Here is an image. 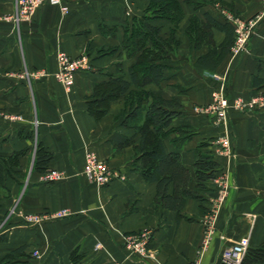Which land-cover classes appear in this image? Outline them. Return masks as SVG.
Instances as JSON below:
<instances>
[{
  "label": "crops",
  "instance_id": "obj_1",
  "mask_svg": "<svg viewBox=\"0 0 264 264\" xmlns=\"http://www.w3.org/2000/svg\"><path fill=\"white\" fill-rule=\"evenodd\" d=\"M262 1L207 0L196 8L182 2L184 15L174 32L180 42L164 78L148 85L165 98L176 96L182 108L171 126L191 134L180 144L173 141L178 131L163 140L167 151L181 153L191 173L188 187L200 196L188 197L174 210L155 203V183L140 171L132 147L139 134L122 125L124 101L112 100L98 120L86 108L96 82L121 72L129 77L126 69L134 58H126L121 48L123 29L126 17L143 12L148 0H63L67 11L44 2L19 19L18 0H0V157L19 152L5 178L6 196L0 198V259L22 248L16 260L30 264H217L222 250L240 237L249 238V248L262 245L264 103H248L264 94ZM205 12L233 25L234 18L255 20L238 53L234 29L230 50L215 68L196 62L208 46L194 49L184 31L192 14L203 19ZM152 23L163 35L172 26L165 18ZM223 37L224 31L214 28L215 42ZM60 51L81 60L68 84L57 76ZM215 88H223L231 101H244L242 108L228 110L225 123L196 110ZM223 136L228 151L218 142ZM37 146L50 153L43 171L34 167ZM197 148L219 163L202 186L193 168ZM88 151L111 168L107 184L84 176ZM50 169L63 177L43 180ZM61 208L69 214L55 217ZM33 215L39 221L28 219ZM141 232L148 234L146 257L125 247L126 235ZM242 264L264 261L245 254Z\"/></svg>",
  "mask_w": 264,
  "mask_h": 264
},
{
  "label": "trees",
  "instance_id": "obj_2",
  "mask_svg": "<svg viewBox=\"0 0 264 264\" xmlns=\"http://www.w3.org/2000/svg\"><path fill=\"white\" fill-rule=\"evenodd\" d=\"M185 1L192 3L195 8L207 2ZM182 2L183 0H148L143 12L126 17L121 48L126 58H134L126 69L129 77H124L122 72L108 75L106 79L96 82L92 98L86 102L88 113L98 120L107 114L112 100L124 101L122 125L139 134L138 143L132 144V147L136 158L141 162L140 171L147 181L155 183V203L174 210H179L188 197L200 196L197 190L188 187L191 173L183 165L181 153L178 150L167 151L163 140L169 133L178 131L179 136L173 141L180 144L191 134L182 132V126H171L173 118L181 113L182 108L176 96L165 98L148 85L159 84L164 78L167 61L180 42L174 32L184 15ZM204 15L200 19L192 14L184 31L194 49L204 44L208 46L205 52L196 55V62L215 68L230 50L234 39V25L231 21L218 19L208 12ZM155 18H165L172 23L167 35L161 33L160 26L152 23ZM214 28L224 31L220 43H216L213 38ZM196 155L194 175L197 186H202L204 181L215 175L219 163L213 156L198 148ZM18 156L19 152L15 151L6 158L0 157V198L6 196L5 178L12 173L11 167L16 164ZM49 158L50 153L37 146L34 167L43 171L44 162ZM170 184L173 186L172 193L168 192ZM21 249L3 256L0 264H30L28 260H16ZM246 255L253 261H264V243L259 247L249 248Z\"/></svg>",
  "mask_w": 264,
  "mask_h": 264
},
{
  "label": "built area",
  "instance_id": "obj_3",
  "mask_svg": "<svg viewBox=\"0 0 264 264\" xmlns=\"http://www.w3.org/2000/svg\"><path fill=\"white\" fill-rule=\"evenodd\" d=\"M48 2L51 4H57L63 11H67L68 6L63 0H18L19 11L16 14V19L27 18L41 3ZM264 11V0L262 1ZM231 17V16H228ZM230 19V18H229ZM236 31V37L233 44L234 52L238 53L243 50L250 31L255 24L254 19H233ZM58 64L59 70L57 76L66 84L71 80L73 71L79 69L81 66V60L70 56L68 53L60 51L58 52ZM210 108L205 107L204 110L212 114V118L216 123H225L227 120L228 110L232 107L242 108L244 101L240 98H236L232 102L227 98L222 88L214 89L211 93ZM249 104L258 103L263 105L264 94H259L257 98L251 99ZM202 111V108H198ZM225 138V139H224ZM218 142L228 150L227 137L223 136L218 139ZM84 176L92 183L97 185L107 184L112 177L111 168L108 164L100 159L95 152L88 151L85 155L84 167L82 170ZM63 177V173L58 169H50L43 173L42 179L45 181H57ZM69 212L65 208L58 209L53 213L55 217H63L68 215ZM37 215L29 216L31 221H39ZM125 247L128 253H134L141 257L149 256L148 247V234L146 232L129 234L124 237ZM249 248V238L247 236L240 237L233 241L229 246L225 247L220 255L217 264H242L244 256ZM36 255V252H33Z\"/></svg>",
  "mask_w": 264,
  "mask_h": 264
},
{
  "label": "rangeland",
  "instance_id": "obj_4",
  "mask_svg": "<svg viewBox=\"0 0 264 264\" xmlns=\"http://www.w3.org/2000/svg\"><path fill=\"white\" fill-rule=\"evenodd\" d=\"M252 16H254V15H252ZM251 19H252V17H251ZM71 56V55H70ZM75 58V57H74ZM215 89H218V88H215ZM223 89V88H222ZM212 90H214V89H211L210 90V93H209V99H208V101H206V102H204V103H202V104H199V105H196V110H198V108H202V111H199L200 113H205V114H207V115H209V116H213L212 114H210V112H208V111H205L204 110V108L205 107H207V108H210V107H208L209 106V103L211 102V93H212ZM225 93V92H224ZM226 95V94H225ZM231 101V100H230ZM232 102V101H231ZM225 139V138H224ZM227 143H228V146H229V142H228V140H227ZM223 151H228V150H226L224 147H223Z\"/></svg>",
  "mask_w": 264,
  "mask_h": 264
}]
</instances>
